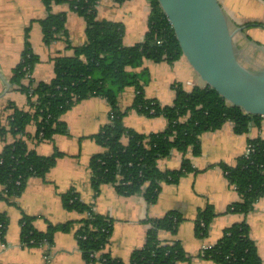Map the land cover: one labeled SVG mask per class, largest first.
<instances>
[{
	"label": "trees",
	"instance_id": "1",
	"mask_svg": "<svg viewBox=\"0 0 264 264\" xmlns=\"http://www.w3.org/2000/svg\"><path fill=\"white\" fill-rule=\"evenodd\" d=\"M42 1L47 15L39 23L46 44L58 38L69 40L67 13L52 10L53 4L65 2L85 19L86 39L77 46L68 44L73 49L72 54L54 58L55 76L52 80L35 82L31 73L40 59L32 49L27 29L21 60L14 68L11 83L27 95L28 108L9 102L0 112V135L5 140L0 153V184L3 186L0 198L11 202L23 192L30 177L46 176L62 152L55 150L48 155L40 154L29 147L28 139L40 142L52 139L55 134L68 133L63 114L78 101L91 96H101L110 105L109 121L92 135L103 147L89 160L95 192H99L100 185L110 183L121 195H143L149 205L157 201L162 183L177 182L193 170L187 154L201 152L200 136L203 132L216 129L226 121L232 122L236 133L247 132L252 122L260 124L262 116L251 115L229 104L208 85L186 89L176 82L173 85L175 98L170 104L146 97L144 84L150 74L143 67L144 61L172 62L183 55L158 0H150L148 29L144 38L133 45L123 42V22L97 17L99 0ZM260 23L249 22L250 25ZM128 86H134L136 94L132 105L121 110L119 94ZM131 109L151 117L163 116L168 121L167 125L159 131L139 132L124 123V117ZM30 124L36 126L32 136L27 132ZM8 135L13 137L12 141L7 140ZM248 144L252 150L239 155L234 165L221 163L227 180L240 195V199L229 204L227 209L244 216L264 197V138H253ZM173 151L183 154L181 166L178 169H161L159 159L170 156ZM61 199L66 209L88 214L79 220L49 222L47 229L41 231L34 226L35 217L23 213L20 219L23 246L50 247L57 231L76 227L75 236L85 264H178L191 257L180 240L163 241L159 237L161 230L177 231L184 219L177 210L148 218L145 245L134 249L129 262H125L103 251L113 229L111 217L83 202L73 188L63 192ZM216 214L212 204L198 209L194 227L197 237L208 235ZM8 223L9 216L0 211L2 241ZM200 255L216 264H263L245 219L227 227L217 242L203 249Z\"/></svg>",
	"mask_w": 264,
	"mask_h": 264
},
{
	"label": "crops",
	"instance_id": "2",
	"mask_svg": "<svg viewBox=\"0 0 264 264\" xmlns=\"http://www.w3.org/2000/svg\"><path fill=\"white\" fill-rule=\"evenodd\" d=\"M220 3L230 27L235 30V46L240 61L250 68H264V0H220ZM52 10L67 13L69 40L58 38L48 45L43 41L39 23L47 15L42 0H0V112L9 102L28 108L27 95L11 83L14 68L21 60L28 28L32 49L40 59L31 73L35 82L52 80L55 76L54 58L72 54L73 49L68 44L77 46L85 41L86 21L83 16L66 2L53 4ZM150 10V0H99L97 17L123 22V42L133 45L144 38ZM249 22L261 23L250 25ZM143 67L150 74L144 84L146 97L157 98L163 104L173 102V85L176 82L186 89L206 85L183 55L172 62L146 59ZM135 94L134 86L126 87L119 94L121 110L132 105ZM109 111L110 105L105 98H85L62 116L68 125V133L55 134L52 139L40 142L28 139L29 147L40 154L48 155L58 150L62 155L44 178L30 177L23 192L13 201L0 198V211L9 216L5 239H0V264H85L75 236L76 227L57 231L50 247H29L21 243L20 219L23 213L34 216V226L41 231L47 229L49 222L79 220L88 214L63 206L61 194L71 188L78 192L83 202L113 219L110 239L103 251L125 262H129L134 249L145 245L149 228L147 219L177 210L184 217L177 231L161 230L159 237L163 241H181L191 257L178 264H216L200 255L202 248L215 244L227 227L243 219L250 226V235L264 264V197L245 216L228 211L229 204L240 199V195L227 180L221 166V163L234 165L237 157L246 151L249 140L264 138V116L259 125L252 122L244 133H236L230 121L203 132L200 136L201 152L187 154L193 170L177 182L162 183L157 201L149 205L143 195H121L110 183L100 185L98 193L92 186L89 160L103 150L92 135L109 121ZM167 122L163 116H147L136 109L129 110L124 117L126 126L143 133L162 130ZM35 131L34 124L27 127L31 136ZM7 140L12 141L13 137L8 135ZM4 144L5 140L0 135V153ZM182 160L183 154L173 151L170 156L159 159L158 166L163 170L178 169ZM2 189L0 184V193ZM207 204H212L217 214L208 235L199 238L195 235V218L198 209Z\"/></svg>",
	"mask_w": 264,
	"mask_h": 264
},
{
	"label": "water",
	"instance_id": "3",
	"mask_svg": "<svg viewBox=\"0 0 264 264\" xmlns=\"http://www.w3.org/2000/svg\"><path fill=\"white\" fill-rule=\"evenodd\" d=\"M183 56L201 80L226 101L264 116V68L239 59L235 30L220 0H158Z\"/></svg>",
	"mask_w": 264,
	"mask_h": 264
},
{
	"label": "built area",
	"instance_id": "4",
	"mask_svg": "<svg viewBox=\"0 0 264 264\" xmlns=\"http://www.w3.org/2000/svg\"><path fill=\"white\" fill-rule=\"evenodd\" d=\"M250 150H252V147H251V145H250V144H248V145H247V149H246V151H245V152H247V153H248V152H250ZM207 247H208V246H205V247H203V248H202V250H203V249H205V248H207Z\"/></svg>",
	"mask_w": 264,
	"mask_h": 264
},
{
	"label": "rangeland",
	"instance_id": "5",
	"mask_svg": "<svg viewBox=\"0 0 264 264\" xmlns=\"http://www.w3.org/2000/svg\"><path fill=\"white\" fill-rule=\"evenodd\" d=\"M259 64H261V63H259Z\"/></svg>",
	"mask_w": 264,
	"mask_h": 264
}]
</instances>
